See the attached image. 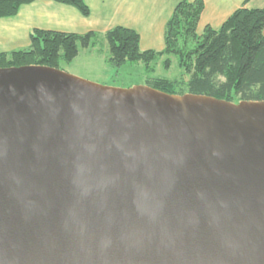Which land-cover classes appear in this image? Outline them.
<instances>
[{"label": "water", "instance_id": "95a60500", "mask_svg": "<svg viewBox=\"0 0 264 264\" xmlns=\"http://www.w3.org/2000/svg\"><path fill=\"white\" fill-rule=\"evenodd\" d=\"M0 67V264H264V101Z\"/></svg>", "mask_w": 264, "mask_h": 264}, {"label": "trees", "instance_id": "16d2710c", "mask_svg": "<svg viewBox=\"0 0 264 264\" xmlns=\"http://www.w3.org/2000/svg\"><path fill=\"white\" fill-rule=\"evenodd\" d=\"M34 0H0V18L15 15L20 6ZM71 5L87 16L85 0H54ZM203 0H180L164 28V48L160 51L139 48V34L130 28L115 26L104 33L61 32L33 29L27 48L0 52V67L44 65L58 67L70 62L79 48L96 46L105 40L108 61L117 70L127 63L141 62L145 71L164 56L163 65L172 60L180 71L179 78L147 75L144 83L168 93L203 95L228 102L264 101V9L237 8L218 29H196ZM153 64V65H151Z\"/></svg>", "mask_w": 264, "mask_h": 264}, {"label": "crops", "instance_id": "0c3cea01", "mask_svg": "<svg viewBox=\"0 0 264 264\" xmlns=\"http://www.w3.org/2000/svg\"><path fill=\"white\" fill-rule=\"evenodd\" d=\"M180 0H85L87 16L71 5L54 0H34L20 6L10 17L0 18V52L27 48L33 29L61 32L104 33L115 26L135 30L142 51L164 48V28ZM197 33L206 26L218 29L239 7L262 8L264 0H203Z\"/></svg>", "mask_w": 264, "mask_h": 264}, {"label": "rangeland", "instance_id": "374dc122", "mask_svg": "<svg viewBox=\"0 0 264 264\" xmlns=\"http://www.w3.org/2000/svg\"><path fill=\"white\" fill-rule=\"evenodd\" d=\"M108 59L109 47L107 42L102 40L94 47H80L78 55L72 61H60L58 67L55 68L99 87L107 88L111 91H124L126 93L142 92L141 88L148 91L146 89L148 85L144 83L147 75L168 78H179L180 76V71L174 60H172L170 67H164V56L156 61L154 65L151 64L154 70L148 73L145 71L144 65L141 62H130L117 70ZM186 94L188 93L172 95L184 96Z\"/></svg>", "mask_w": 264, "mask_h": 264}]
</instances>
